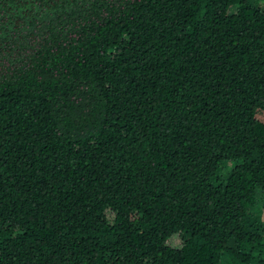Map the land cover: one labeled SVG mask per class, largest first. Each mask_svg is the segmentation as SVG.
<instances>
[{"label": "trees", "instance_id": "16d2710c", "mask_svg": "<svg viewBox=\"0 0 264 264\" xmlns=\"http://www.w3.org/2000/svg\"><path fill=\"white\" fill-rule=\"evenodd\" d=\"M0 264H264V3L0 0Z\"/></svg>", "mask_w": 264, "mask_h": 264}, {"label": "rangeland", "instance_id": "374dc122", "mask_svg": "<svg viewBox=\"0 0 264 264\" xmlns=\"http://www.w3.org/2000/svg\"><path fill=\"white\" fill-rule=\"evenodd\" d=\"M258 3H264V0H255Z\"/></svg>", "mask_w": 264, "mask_h": 264}]
</instances>
